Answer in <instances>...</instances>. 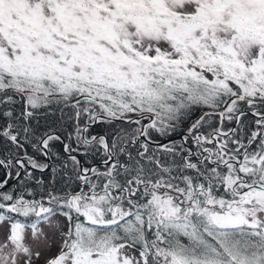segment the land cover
<instances>
[{"label": "snow or ice", "instance_id": "obj_1", "mask_svg": "<svg viewBox=\"0 0 264 264\" xmlns=\"http://www.w3.org/2000/svg\"><path fill=\"white\" fill-rule=\"evenodd\" d=\"M0 264H264V0H0Z\"/></svg>", "mask_w": 264, "mask_h": 264}]
</instances>
